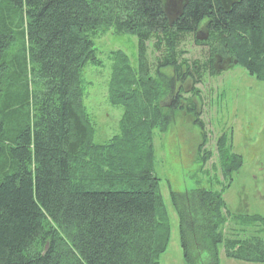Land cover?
<instances>
[{
    "label": "trees",
    "instance_id": "1",
    "mask_svg": "<svg viewBox=\"0 0 264 264\" xmlns=\"http://www.w3.org/2000/svg\"><path fill=\"white\" fill-rule=\"evenodd\" d=\"M200 26L205 40L195 38ZM109 30L135 38L137 66L109 53L107 102L122 113L117 134L95 143L84 69L102 66L94 39ZM188 35L214 41L201 65L179 61ZM149 42L159 52L153 71ZM222 58L264 81V0H186L172 22L164 0H0V264H159L170 223L154 131L165 132L175 110L196 111L182 83H200ZM195 123L204 140L198 114ZM216 145L223 188L169 191L183 261L219 264L222 247L227 258L264 264V217L231 214L222 197L242 159L225 135Z\"/></svg>",
    "mask_w": 264,
    "mask_h": 264
},
{
    "label": "rangeland",
    "instance_id": "2",
    "mask_svg": "<svg viewBox=\"0 0 264 264\" xmlns=\"http://www.w3.org/2000/svg\"><path fill=\"white\" fill-rule=\"evenodd\" d=\"M164 2L169 6V0ZM200 43L193 35H188L179 45V61L191 66L207 61L214 41L210 38L204 44ZM147 44L148 64L153 71L159 52L153 49L152 42ZM94 47L102 66L84 69L85 77L91 83L85 90L83 103L93 121L94 142L103 143L117 134L122 113L121 108L107 102L109 53L121 51L130 66L136 68V40L127 34L115 35L109 30L94 39ZM218 60L214 73L208 71L200 83L194 85L191 80L182 83L180 95L183 99L190 98L196 111L175 110L167 130L154 131L153 173L160 180L159 190L170 223L168 247L159 264H185L179 246L178 220L170 204L169 191L183 193L196 188L218 191L226 184L217 157L216 142L221 135L226 136L232 152L242 159L240 169L232 176L231 185L222 194L228 211L234 215L264 217V81L248 76L230 58ZM159 72L166 78L172 76L170 68L159 69ZM178 86L179 83L175 82L172 92L167 91L161 99L162 108L170 105ZM182 105L185 107L186 101ZM196 114L203 124L204 140L201 138L202 129L195 123ZM200 144L201 150L208 152L205 162L196 159ZM218 253L219 264H254L227 258L222 247L218 248ZM203 258L207 263L206 256Z\"/></svg>",
    "mask_w": 264,
    "mask_h": 264
},
{
    "label": "flooded vegetation",
    "instance_id": "3",
    "mask_svg": "<svg viewBox=\"0 0 264 264\" xmlns=\"http://www.w3.org/2000/svg\"><path fill=\"white\" fill-rule=\"evenodd\" d=\"M165 3V2H164ZM169 6L165 3V13L169 21H175L182 14V10L186 4V0H169ZM201 30H197L195 38L201 35ZM224 59V58H223Z\"/></svg>",
    "mask_w": 264,
    "mask_h": 264
},
{
    "label": "water",
    "instance_id": "4",
    "mask_svg": "<svg viewBox=\"0 0 264 264\" xmlns=\"http://www.w3.org/2000/svg\"><path fill=\"white\" fill-rule=\"evenodd\" d=\"M202 34L197 36V39L199 40H205L207 38V33L206 32H201ZM233 64H236V61H233Z\"/></svg>",
    "mask_w": 264,
    "mask_h": 264
}]
</instances>
